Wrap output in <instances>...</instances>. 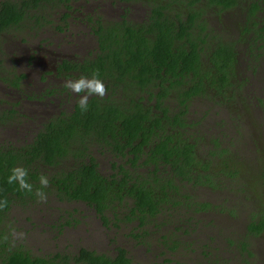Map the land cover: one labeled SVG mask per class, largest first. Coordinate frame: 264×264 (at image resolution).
<instances>
[{"label":"rangeland","instance_id":"1","mask_svg":"<svg viewBox=\"0 0 264 264\" xmlns=\"http://www.w3.org/2000/svg\"><path fill=\"white\" fill-rule=\"evenodd\" d=\"M163 1L166 0L49 2L30 12L21 25L2 33L0 145L13 151L23 148L46 122L70 112L71 108L67 107L84 94L64 87L69 78L50 74L51 70L46 75L50 60L57 64L92 55L96 49L92 33L96 20L106 23L124 17L140 23L152 2ZM199 7L203 10L206 29L210 28L208 44L217 39L230 41L238 52L237 73L232 80L234 86L226 90L228 96L220 100L221 104L217 103L215 93L191 99L186 114V136L190 140L192 135L202 137L197 143V155L201 162H209L210 179L214 183L186 185L185 189L195 201L211 207L206 210L189 207L181 225L177 223L178 215L173 218L166 214L159 217L163 223L137 229L136 222L123 219L127 214L124 205L110 208L103 219L84 203L63 199L50 182L41 188L38 180L32 184L30 195L13 197L1 218L0 230L9 236L10 246L32 256L55 252L72 256L80 247L112 256L121 247L127 251L131 264H264V232L254 235L247 230L249 222L264 215V188L249 187L247 177L249 174L255 180V175L262 172L264 57H255V71L250 72L243 53L248 37L238 35V28L244 22L240 6L225 12L226 16L220 14V21L215 18L213 8L201 4ZM15 77H20L17 88L13 87ZM51 89H63V92L59 97L56 93L51 95ZM92 96L97 95L92 94L88 99ZM101 98L116 101L118 96L105 90ZM165 105L170 111L175 110L173 99L165 100ZM243 109L246 114L237 113ZM212 139L216 145L211 143ZM89 149L103 176L113 174L112 162L122 161L105 150L93 146ZM220 162L229 163L231 168L224 170ZM70 164L65 159L57 167L40 166L39 173L49 181L51 174L67 170ZM233 173L236 175L230 176ZM36 189L46 193L44 201L36 197ZM132 234L141 236L133 238Z\"/></svg>","mask_w":264,"mask_h":264},{"label":"trees","instance_id":"2","mask_svg":"<svg viewBox=\"0 0 264 264\" xmlns=\"http://www.w3.org/2000/svg\"><path fill=\"white\" fill-rule=\"evenodd\" d=\"M55 1L60 0L0 1V36L21 25L33 10ZM199 4L213 8L218 21L220 14L240 6L244 22L238 35L248 37L245 54L253 55L258 45L264 50V0H166L152 2L147 18L140 23L124 17L106 23L96 20L92 28L97 42L95 57L81 62L62 60L57 71L74 78L95 75L118 99L92 96L86 111L76 102L70 112L46 122L23 148L0 149V220L15 195L30 193L16 182L8 183L12 168H25L26 180L34 184L42 175L40 166L57 167L65 159L71 163L67 170L51 174L49 182L63 199L84 203L103 219L107 210L124 205L127 214L123 219L136 222L137 229L163 223L159 217L166 214L180 216L177 223L181 225L189 207H211L195 201L185 189L186 185L214 183L209 162L198 158L197 140L191 142L186 136V114L193 97L209 93L228 96L226 90L234 86L237 73L238 52L230 41L217 39L208 44L210 28L206 29ZM253 60L256 58L248 62L252 72ZM19 79L15 77L14 88L19 86ZM168 98L175 102L174 111L165 105ZM211 143L217 144L214 139ZM91 146L122 159L112 162L113 174L106 177L99 173ZM220 163L224 170L231 168L229 163ZM247 177V185L254 186L255 180L249 174ZM248 230L262 232L264 217L252 221ZM140 236L132 234L133 238ZM10 242L0 230V264H131L122 248H117L113 257L85 248L72 256L55 252L33 257ZM242 245L246 246L244 242Z\"/></svg>","mask_w":264,"mask_h":264},{"label":"clouds","instance_id":"3","mask_svg":"<svg viewBox=\"0 0 264 264\" xmlns=\"http://www.w3.org/2000/svg\"><path fill=\"white\" fill-rule=\"evenodd\" d=\"M64 87L73 93H84L79 97L78 101L81 111L87 110V100L90 95L95 94L102 97L105 92L103 82L96 78L95 75H92L91 77L81 76L75 80H68L65 82ZM26 176L27 170L23 167L17 166L10 170L7 181L8 183L16 182L19 188L31 192L33 191V186L26 180ZM48 183L49 181L46 176L41 175L39 177V185L41 188H46ZM35 195L40 201H44L46 199V193L40 189L35 190Z\"/></svg>","mask_w":264,"mask_h":264},{"label":"flooded vegetation","instance_id":"4","mask_svg":"<svg viewBox=\"0 0 264 264\" xmlns=\"http://www.w3.org/2000/svg\"><path fill=\"white\" fill-rule=\"evenodd\" d=\"M148 11H149V7H148V10H147V14H148ZM147 14L145 15V18L143 19V20H145L146 18H147ZM127 20V19H126ZM142 20V21H143ZM128 21V20H127ZM95 37V36H94ZM95 42H96V38H95ZM259 46V45H258ZM258 46H256L255 48H254V54L253 55H250L249 54V52L247 53V55L245 54V49L243 50V53L245 54V57H246V61H249V60H251V59H253V58H255V57H258V58H262V57H264V55H262L261 53H264V50L262 51L261 49H258ZM245 48H246V45H245ZM96 53H97V42H96V49L94 50V52H93V54L92 55H89V54H87V56L86 57H84V58H82V59H79V60H77L78 62H81V61H83L84 59H87V60H90V59H92L93 57H95V55H96ZM62 61V60H61ZM61 61H59L57 64H52L53 62H52V60H50V62H49V65H48V69L45 71V74L46 75H49V70H51V72H50V74H58V64H60L61 63ZM67 61H69V60H67ZM250 72H252L251 70H250ZM64 73H60L59 75H62L63 77H65L64 75H63ZM77 76L76 74H75V72L73 73V76ZM67 78H69V80H75V79H78V78H74V77H67ZM63 89H65V88H63ZM63 89H56V90H53V89H51V91H50V94L52 95L53 93H56L58 96H59V94H62V92H63ZM53 90V91H52ZM42 96H44V95H42ZM60 97V96H59ZM97 97V96H96ZM91 98V97H90ZM194 98H196V97H193L192 99H194ZM215 99H218V102L217 103H219V104H221L222 102L220 101V100H223L224 99V97L222 96V97H220V96H216L215 97ZM76 102H78V101H73V103L70 105V107H67V108H71V110H72V107H73V105H74V103H76ZM228 107V106H227ZM244 108V107H243ZM70 110V111H71ZM66 111V110H65ZM152 111H154V109L152 108ZM155 112V111H154ZM66 113H67V111H66ZM237 113H244V114H246L247 113V111L245 110V109H243V111H237ZM44 128V125H43V127H42V129ZM41 129V130H42ZM202 136V135H201ZM35 137V136H34ZM191 142H193L194 141V139L195 140H197V143L202 139V137H198V136H194V135H192V137H191ZM32 141V140H31ZM197 143L195 144V146L197 147ZM28 144V143H27ZM26 144V145H27ZM0 149H2V150H5V149H8V150H10L11 149V147H3V146H1L0 145ZM254 174H256V171L254 170ZM251 177V176H250ZM262 177H264V175L262 174V172H260V174H258V175H255V181H254V183H253V185L254 186H256V187H258V188H264V178H262ZM252 179L254 178V177H251ZM255 182H256V185H255ZM263 185V186H262ZM254 186H252V187H254ZM251 190V192L252 193H254V191H252V189H250ZM263 193H264V191H263ZM262 193V194H263ZM24 194H28V195H30L31 194V192L30 193H24ZM24 194H20V195H18V196H23ZM15 198H18L17 197V195H15ZM10 206V205H9ZM7 211V210H6ZM5 211V212H6ZM4 212V213H5ZM180 217V216H179ZM262 217H264V215L262 216ZM261 217V218H262ZM261 218H259V220L261 219ZM1 221V220H0ZM252 222V221H251ZM251 222H249V224L251 223ZM248 224V225H249ZM248 225H247V230H248ZM248 232L249 233H251V234H254L253 232H250L249 230H248ZM262 232H264V230H262ZM262 232H260L259 234H261ZM259 234H254V235H259ZM82 247H80L78 250H77V252L81 249ZM118 248H121V247H118ZM240 248V247H239ZM117 249V248H116ZM122 249H124V248H122ZM125 250V249H124ZM91 251V250H90ZM126 251V250H125ZM127 252V251H126ZM245 253H246V255H250V253H249V251L247 250V249H245V251H244ZM104 254V253H103ZM116 254V250H115V253H114V255ZM114 255H112L111 257H113ZM32 256V255H31ZM48 256H51V255H44V256H33V257H48ZM127 256V255H126ZM128 257V256H127ZM129 258V257H128ZM130 259V258H129Z\"/></svg>","mask_w":264,"mask_h":264}]
</instances>
